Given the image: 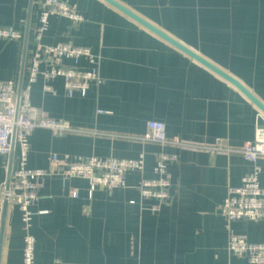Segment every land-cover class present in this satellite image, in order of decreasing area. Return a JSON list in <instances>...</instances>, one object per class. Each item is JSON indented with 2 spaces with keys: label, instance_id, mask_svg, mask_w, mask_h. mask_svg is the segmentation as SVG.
Listing matches in <instances>:
<instances>
[{
  "label": "crops",
  "instance_id": "obj_1",
  "mask_svg": "<svg viewBox=\"0 0 264 264\" xmlns=\"http://www.w3.org/2000/svg\"><path fill=\"white\" fill-rule=\"evenodd\" d=\"M43 0H0V27L23 33L22 41L0 40V81H27L36 49ZM83 22L53 16L42 46L72 44L99 58L101 81L87 95L69 98L64 80L33 87L32 104L75 130L30 137L28 167L49 169L52 158L68 168L80 157L136 159L145 155L146 178L162 152L178 155L170 165V199L159 212L142 205V173H128L126 188L98 189L89 183L45 181L33 206L31 233L35 264H249L229 254V231L220 208L229 187L255 169L240 153L264 128V114L236 87L165 42L103 0H65ZM207 59L244 85L264 104V0H116ZM29 31L27 49L25 36ZM71 65V61H64ZM80 65L89 68L82 60ZM165 123L171 140L190 147L143 143L147 123ZM233 152L211 155L216 140ZM15 148L13 172L19 166ZM10 156H0V229L3 189ZM264 189V159L259 161ZM12 172V174H13ZM71 190L79 192L71 198ZM135 202V204H131ZM19 207L8 208L1 264H23L24 236ZM232 230L264 244V221L240 220Z\"/></svg>",
  "mask_w": 264,
  "mask_h": 264
},
{
  "label": "built area",
  "instance_id": "obj_2",
  "mask_svg": "<svg viewBox=\"0 0 264 264\" xmlns=\"http://www.w3.org/2000/svg\"><path fill=\"white\" fill-rule=\"evenodd\" d=\"M53 16L68 19L78 25L83 22L75 5L65 0H43L41 3L40 25L35 35L36 49L32 58L27 81L22 89L18 103V87L14 81H0V156L9 157L12 149V138L15 133L16 147L20 151V162L12 174L10 189H3L2 200L10 206H17L21 212L24 236L23 264H35L36 239L31 233L34 218L33 206L40 198L45 181L51 177H61L64 181L82 179L89 183V198L92 199L98 189L112 191L126 188L127 175L132 171L142 173L138 192L144 206L147 201L154 202L148 209L159 212L170 199L172 178L170 165L178 161L177 154L162 152L158 155L153 172L154 178H146L145 155L136 159H117L100 157H80L66 169L57 166L58 157L52 158L49 169H31L28 167L30 137L38 130H46L55 136L74 133L69 122L49 117L42 109L31 102L33 87L43 81L45 93L53 92L50 82L56 79L64 80L66 95L73 98L76 95L85 97L93 82H100L99 58L90 49L72 44L57 46H42L41 39L48 30L49 20ZM23 33L13 28L0 27V40L22 41ZM85 60L89 68H83L80 63ZM64 61H71L65 65ZM143 143L156 144L163 147L190 145L168 138L165 123L150 121L147 131L140 139ZM211 155L229 153L222 140L217 139L213 147L207 149ZM240 153L245 161L255 165V169L242 179L238 187H229L226 199L220 211L226 220L229 231L228 252L237 257L247 259L249 264H264V244L248 242L243 235L232 230V223L240 220L253 222L264 221V189L259 180V161L264 159V128H257L255 140L247 143ZM71 198H78L79 192L71 190ZM135 204V202H131Z\"/></svg>",
  "mask_w": 264,
  "mask_h": 264
},
{
  "label": "water",
  "instance_id": "obj_3",
  "mask_svg": "<svg viewBox=\"0 0 264 264\" xmlns=\"http://www.w3.org/2000/svg\"><path fill=\"white\" fill-rule=\"evenodd\" d=\"M113 8L117 9L127 17L134 20L136 23L140 24L165 42L169 43L182 53L186 54L188 57L196 61L197 63L201 64L205 68L209 69L211 72L215 73L225 81L232 84L234 87H236L241 93H243L263 114H264V104L257 98L255 95H253L244 85H242L237 79L232 77L230 74L226 73L207 59L203 58L199 54H197L195 51L191 50L187 46L183 45L167 33H165L160 28L156 27L152 23L148 22L129 8L125 7L121 3H119L116 0H103ZM33 3V0H31V5ZM28 36L29 31L27 30L26 36H25V51L27 49V43H28ZM23 89V82L20 81L19 88H18V103L21 97ZM16 143H15V133L13 134L12 138V149L10 153V164H9V171H8V178L6 182V190L10 189L11 180H12V172H13V159H14V153H15ZM8 208L9 203L7 200L3 202V213H2V221H1V229H0V264H1V256H2V248H3V241H4V235H5V227H6V221H7V214H8Z\"/></svg>",
  "mask_w": 264,
  "mask_h": 264
}]
</instances>
